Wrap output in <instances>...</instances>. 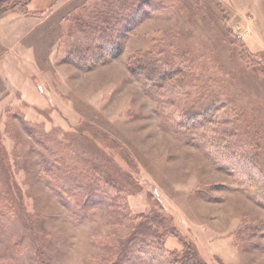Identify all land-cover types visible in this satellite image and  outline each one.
Returning <instances> with one entry per match:
<instances>
[{"label": "rangeland", "instance_id": "obj_1", "mask_svg": "<svg viewBox=\"0 0 264 264\" xmlns=\"http://www.w3.org/2000/svg\"><path fill=\"white\" fill-rule=\"evenodd\" d=\"M124 245L264 264V0H0V264Z\"/></svg>", "mask_w": 264, "mask_h": 264}, {"label": "trees", "instance_id": "obj_2", "mask_svg": "<svg viewBox=\"0 0 264 264\" xmlns=\"http://www.w3.org/2000/svg\"><path fill=\"white\" fill-rule=\"evenodd\" d=\"M86 26H88V24H83L82 27L85 28ZM118 50V49H117ZM110 53H113L111 51H108ZM112 57H118L121 55V52H117L116 54H110ZM84 62V64H82ZM81 60V65L82 66H85L86 62L89 63V66L92 68L94 65V62L92 61H83ZM145 70V75L146 76H150L151 74V70L148 69H144ZM143 70V71H144ZM147 72V73H146ZM156 72L158 73H161L159 70L156 69ZM257 163V162H256ZM67 184V183H66ZM161 237V236H159ZM106 247H108V245H106ZM109 249L112 251L113 247L112 246H109ZM114 249H115V253H113L114 257L111 258L109 264H130L131 263V259L133 256V253L132 251L130 250V248L126 247V245H124L123 247H121L120 249H116L115 246H114ZM110 254V253H109ZM177 264H188V261L190 260H193L195 261L196 264H200L197 260V257H196V253L195 251L191 248V247H188L186 249V251H184V253H182L181 255L174 257L173 259Z\"/></svg>", "mask_w": 264, "mask_h": 264}]
</instances>
